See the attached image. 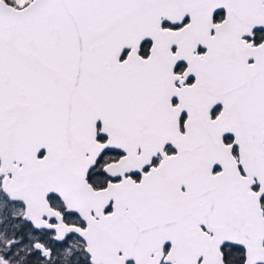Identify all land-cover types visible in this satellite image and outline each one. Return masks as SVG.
I'll return each instance as SVG.
<instances>
[{"label": "snow or ice", "instance_id": "snow-or-ice-1", "mask_svg": "<svg viewBox=\"0 0 264 264\" xmlns=\"http://www.w3.org/2000/svg\"><path fill=\"white\" fill-rule=\"evenodd\" d=\"M0 264H264V0H0Z\"/></svg>", "mask_w": 264, "mask_h": 264}]
</instances>
